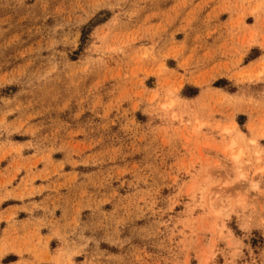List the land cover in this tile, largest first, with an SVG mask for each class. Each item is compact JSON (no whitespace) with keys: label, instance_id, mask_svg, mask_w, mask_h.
I'll use <instances>...</instances> for the list:
<instances>
[{"label":"rangeland","instance_id":"obj_1","mask_svg":"<svg viewBox=\"0 0 264 264\" xmlns=\"http://www.w3.org/2000/svg\"><path fill=\"white\" fill-rule=\"evenodd\" d=\"M0 142L38 263L264 264V0H0Z\"/></svg>","mask_w":264,"mask_h":264},{"label":"crops","instance_id":"obj_2","mask_svg":"<svg viewBox=\"0 0 264 264\" xmlns=\"http://www.w3.org/2000/svg\"><path fill=\"white\" fill-rule=\"evenodd\" d=\"M25 141H15L14 143L20 144ZM8 145L5 142H0V186L5 185V189H0V213L10 214L12 208L22 207L25 202L20 199H16L9 196V192L18 188L17 193L22 195H27L30 190H37L39 187L44 186L42 182L45 178L52 177L56 174V162L59 159L56 158V155H53L50 160H44L37 162V159L33 158V153L28 152L27 149H23L19 155H6L5 151L7 150ZM56 198V194L54 195ZM34 201H41L38 194H34ZM23 213L22 210H19L17 213V225L15 227H7L6 223H0V231L6 228V247L5 252L0 257V261L5 259L13 258L16 259L8 264H16L21 259L22 261H27L29 263H38L30 255L26 254V249L36 247L41 248L43 253L47 252L48 257L52 258L56 256V225L52 228L41 227L39 233L35 230L34 225L26 224V216H21ZM56 217V210H55ZM17 228L20 230L23 239H18L16 243H20L21 248H23V255L20 259L19 256L12 250V246L8 243L14 238L15 233L14 229ZM24 231V233H23ZM40 240L41 246H37V241ZM47 243V247H44L43 244ZM27 255V256H26ZM38 264H50L48 261H44Z\"/></svg>","mask_w":264,"mask_h":264},{"label":"bare ground","instance_id":"obj_3","mask_svg":"<svg viewBox=\"0 0 264 264\" xmlns=\"http://www.w3.org/2000/svg\"><path fill=\"white\" fill-rule=\"evenodd\" d=\"M256 186V185H255ZM212 205V204H211Z\"/></svg>","mask_w":264,"mask_h":264}]
</instances>
